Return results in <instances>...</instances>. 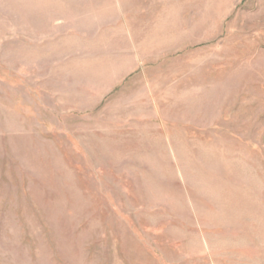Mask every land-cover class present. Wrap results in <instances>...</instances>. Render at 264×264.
<instances>
[{
	"label": "rangeland",
	"instance_id": "1",
	"mask_svg": "<svg viewBox=\"0 0 264 264\" xmlns=\"http://www.w3.org/2000/svg\"><path fill=\"white\" fill-rule=\"evenodd\" d=\"M0 264H264V0H0Z\"/></svg>",
	"mask_w": 264,
	"mask_h": 264
}]
</instances>
